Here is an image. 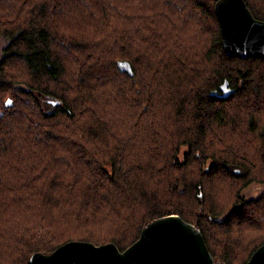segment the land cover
<instances>
[{
    "label": "trees",
    "instance_id": "obj_1",
    "mask_svg": "<svg viewBox=\"0 0 264 264\" xmlns=\"http://www.w3.org/2000/svg\"><path fill=\"white\" fill-rule=\"evenodd\" d=\"M216 1L0 0V264L171 214L215 261L264 245V58L225 53Z\"/></svg>",
    "mask_w": 264,
    "mask_h": 264
},
{
    "label": "water",
    "instance_id": "obj_2",
    "mask_svg": "<svg viewBox=\"0 0 264 264\" xmlns=\"http://www.w3.org/2000/svg\"><path fill=\"white\" fill-rule=\"evenodd\" d=\"M215 11L221 27L225 53L240 58H264V21L254 17L245 0H217ZM132 75L131 66L123 62ZM220 94L228 97L234 89L225 82ZM1 115V113H0ZM30 264H227L215 261L202 231L179 215L158 217L147 223L139 238L121 251L109 242L96 245L69 241L51 253L36 252ZM246 264H264V245Z\"/></svg>",
    "mask_w": 264,
    "mask_h": 264
},
{
    "label": "rangeland",
    "instance_id": "obj_3",
    "mask_svg": "<svg viewBox=\"0 0 264 264\" xmlns=\"http://www.w3.org/2000/svg\"><path fill=\"white\" fill-rule=\"evenodd\" d=\"M182 150H184V147ZM262 193H264V182L260 181L252 182L242 191L243 196L247 200L259 197Z\"/></svg>",
    "mask_w": 264,
    "mask_h": 264
},
{
    "label": "snow or ice",
    "instance_id": "obj_4",
    "mask_svg": "<svg viewBox=\"0 0 264 264\" xmlns=\"http://www.w3.org/2000/svg\"><path fill=\"white\" fill-rule=\"evenodd\" d=\"M8 103H11V101H8Z\"/></svg>",
    "mask_w": 264,
    "mask_h": 264
}]
</instances>
